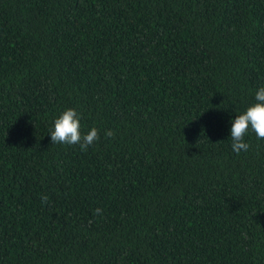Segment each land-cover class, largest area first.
<instances>
[{"label":"trees","instance_id":"obj_1","mask_svg":"<svg viewBox=\"0 0 264 264\" xmlns=\"http://www.w3.org/2000/svg\"><path fill=\"white\" fill-rule=\"evenodd\" d=\"M260 87L264 0H0V264H264Z\"/></svg>","mask_w":264,"mask_h":264},{"label":"clouds","instance_id":"obj_2","mask_svg":"<svg viewBox=\"0 0 264 264\" xmlns=\"http://www.w3.org/2000/svg\"><path fill=\"white\" fill-rule=\"evenodd\" d=\"M255 103L230 121L231 149L234 153L247 152L250 145L245 142V137L251 130L257 139H264V87L255 92ZM81 116L75 109L63 111L53 122L50 129L51 144L79 145L81 151H86L99 140V130L92 127L87 133L81 134ZM105 137H113L115 134L107 130ZM194 157V156H193ZM47 196H42V203L47 201ZM101 209H95L94 214L100 215Z\"/></svg>","mask_w":264,"mask_h":264}]
</instances>
